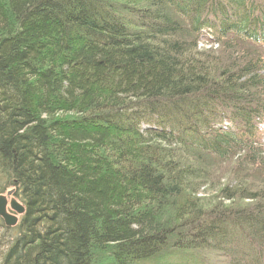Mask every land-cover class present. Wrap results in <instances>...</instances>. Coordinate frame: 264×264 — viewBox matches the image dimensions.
<instances>
[{
    "label": "trees",
    "instance_id": "trees-1",
    "mask_svg": "<svg viewBox=\"0 0 264 264\" xmlns=\"http://www.w3.org/2000/svg\"><path fill=\"white\" fill-rule=\"evenodd\" d=\"M263 44L264 0L0 2V264H264V190L192 165L264 174Z\"/></svg>",
    "mask_w": 264,
    "mask_h": 264
},
{
    "label": "rangeland",
    "instance_id": "rangeland-1",
    "mask_svg": "<svg viewBox=\"0 0 264 264\" xmlns=\"http://www.w3.org/2000/svg\"><path fill=\"white\" fill-rule=\"evenodd\" d=\"M6 0H0L1 3L5 4ZM207 40V39H205ZM230 40H226L225 42H229ZM247 43V42H246ZM260 55L259 58H261L264 61V47H259ZM234 51L229 50H222L220 49L218 44H212L210 42H201L199 47L197 48L198 52H214V54L217 56L218 54H225L226 56L235 55L234 53H238L237 56L244 57L245 55L248 57L247 59H252L256 57V54L249 55L254 50L252 47L248 46V44L239 45L237 47L233 48ZM227 51V52H226ZM68 119H77L75 115H67ZM59 117H55V119H58ZM63 118V117H62ZM64 119V118H63ZM258 142L260 145H262V149L264 152V121L262 124L258 126ZM184 157V156H183ZM187 160H190L194 162L191 158H189L187 155H185ZM244 156L242 155L240 158H236L230 162L225 161H212L209 162V164H192L193 167L199 169L198 174L200 177H195L197 180H195V184L199 186V188L196 190L197 194L199 195V198H203L205 201L211 202L214 201L217 193L227 185H231L232 187H239V188H247L254 191L264 190V174L260 173L262 169H258V166L251 165L246 162V160L243 159ZM241 161V162H240ZM244 163V164H242ZM8 189L7 191H9ZM207 198V199H206ZM219 202V200H218ZM227 205L230 204V202H225ZM21 204V203H20ZM15 213V216L18 218L19 225L21 218L23 215H18ZM16 225V226H17ZM10 228V227H9ZM0 240H2V232L0 234ZM200 254V253H199ZM204 254V251H203ZM208 256H205L207 259L209 256H211V252L207 253ZM206 259V261H207ZM212 260V262H211ZM217 260V261H216ZM159 261V258L157 262ZM210 263L216 262L215 264H230V262L222 260L217 257V254H213L212 258H209ZM165 260H162L161 263H164ZM160 263V262H159ZM166 264H170L169 262H166Z\"/></svg>",
    "mask_w": 264,
    "mask_h": 264
},
{
    "label": "water",
    "instance_id": "water-1",
    "mask_svg": "<svg viewBox=\"0 0 264 264\" xmlns=\"http://www.w3.org/2000/svg\"><path fill=\"white\" fill-rule=\"evenodd\" d=\"M8 201L4 197H0V218H2L7 225V227H15L18 223V218L7 212L6 206ZM10 207L12 211L16 212L18 215H23L25 212L24 207L18 203L15 199L11 200Z\"/></svg>",
    "mask_w": 264,
    "mask_h": 264
},
{
    "label": "flooded vegetation",
    "instance_id": "flooded-vegetation-1",
    "mask_svg": "<svg viewBox=\"0 0 264 264\" xmlns=\"http://www.w3.org/2000/svg\"><path fill=\"white\" fill-rule=\"evenodd\" d=\"M0 197H4L8 201V204L6 206L7 212L12 214V215H15L14 211H12V209L10 207V205H11L10 203H11L12 199H15L19 203V201L15 197V192L12 190H9V191L6 190L3 194H0ZM0 219L4 222V220L2 218H0ZM4 224H5V222H4ZM5 226L7 227L6 224H5Z\"/></svg>",
    "mask_w": 264,
    "mask_h": 264
},
{
    "label": "bare ground",
    "instance_id": "bare-ground-1",
    "mask_svg": "<svg viewBox=\"0 0 264 264\" xmlns=\"http://www.w3.org/2000/svg\"><path fill=\"white\" fill-rule=\"evenodd\" d=\"M9 228V227H8ZM10 228H12V227H10Z\"/></svg>",
    "mask_w": 264,
    "mask_h": 264
}]
</instances>
